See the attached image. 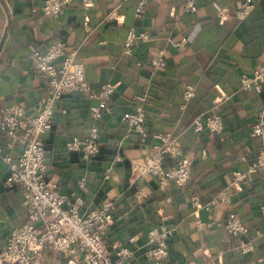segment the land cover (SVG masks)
Instances as JSON below:
<instances>
[{
	"label": "crops",
	"instance_id": "obj_1",
	"mask_svg": "<svg viewBox=\"0 0 264 264\" xmlns=\"http://www.w3.org/2000/svg\"><path fill=\"white\" fill-rule=\"evenodd\" d=\"M137 1L74 0L63 6L60 15L49 16L41 10L43 0H0V110L20 104L36 113L49 86L30 54L54 39L64 40L65 56L82 63L90 85L111 81L115 90L110 110L97 122L88 116V107L96 100L85 92L65 94L54 104L52 126L41 136L43 174L60 193L81 196V212L113 201L114 221L106 236L111 256L129 245L132 264H152L145 256L146 233L164 223L174 231L163 264H209L212 259L218 264H264L263 176L251 167L260 148L251 129L264 112V85L260 92L240 87V76L264 58V0H253L243 19L235 15L242 0H196L192 13L183 11V0H147L144 14L136 18ZM221 8L229 12L222 19L217 16ZM131 26L147 31L149 38L126 55L123 40ZM182 36L186 42L173 46ZM157 50H163V68L148 61L137 64ZM186 84L193 85L194 92L183 102ZM139 94L145 97L149 134L168 131L178 136L183 154L193 162L182 188L172 182L161 187L149 174L138 183L129 179L131 160L146 156L151 141L141 142L120 121L123 112L134 109ZM215 100L222 130H193L194 117L206 113ZM94 123L100 131V151L85 160L81 153L68 150L66 142L86 134ZM11 152L15 156L18 148ZM239 172L249 177L236 180ZM7 174L8 166L0 159V244L27 219L23 190L8 185ZM222 191L228 193V201L219 198ZM193 195L199 196L197 207L191 205ZM229 210L263 232L252 251L241 253L238 238L227 232L224 219ZM196 220L209 225L197 227ZM132 235L137 239L129 243ZM32 264H65V260L46 249Z\"/></svg>",
	"mask_w": 264,
	"mask_h": 264
},
{
	"label": "built area",
	"instance_id": "obj_2",
	"mask_svg": "<svg viewBox=\"0 0 264 264\" xmlns=\"http://www.w3.org/2000/svg\"><path fill=\"white\" fill-rule=\"evenodd\" d=\"M74 0H43L41 10L49 16H58L63 6ZM88 1V0H85ZM183 11L195 12L196 0H183ZM147 0H138L134 8L136 18L145 12ZM253 0H242L235 10V15L243 19L253 8ZM226 8H221L217 16L222 19L228 15ZM87 24V22H84ZM149 38L145 30L131 26L127 29L123 40V53L131 55L136 44ZM186 42L182 36L173 42V46H181ZM66 43L62 39L52 40L45 48L35 49L30 59L37 71L48 83L49 91L46 99L39 104L35 114L29 113L24 106L13 104L0 110V159L8 166L6 183L17 185L23 190V201L27 207L26 221L10 230L6 241L0 244V264H32L40 259L46 249H52L61 255L65 264H132V250L129 245L116 249L113 258L106 245L109 226L114 221V204L111 200L103 201L100 206L80 211L83 199L78 194L60 193L54 185L45 180V148L41 136L52 126L54 104L63 95L74 92H85L96 103L89 105L88 116L93 122L100 120L105 112L110 110L111 95L115 84L111 81L102 82L93 87L85 78L82 63L72 56H65ZM148 61L154 68L166 65L163 50L148 54L141 65ZM264 85V58L250 73L240 76V87L243 90L260 92ZM194 92L191 84L183 89V102ZM223 96V94L221 93ZM134 109L125 111L120 121L130 131L136 133L141 142L151 138L149 153L141 158H135L130 163L129 179L132 183L140 182L146 174L159 181L161 187L172 182L182 188L187 184L192 162L183 155L178 136L168 131L148 132L146 126L145 97L135 96ZM182 105V104H181ZM65 112L64 109L61 110ZM192 128L195 131L208 129L218 133L223 128L222 116L219 111V101L215 100L206 113L194 117ZM251 135L259 138L260 148L253 168L262 172L264 192V112L253 123ZM18 153L12 154L13 148ZM68 150L81 153L83 159H92L100 151V131L93 124L84 135H76L66 142ZM172 161L167 166L166 162ZM247 173H236V180H245ZM83 187L84 182L79 183ZM219 198L228 201V193L222 191ZM191 205H199V196L193 195ZM264 218V204L260 206ZM226 230L238 238L237 248L241 253H248L255 246V239L263 232L246 225L235 210H229L224 219ZM209 225L196 220V226ZM173 228L161 223L151 227L146 233L145 256L152 264H163L168 253V240L173 235ZM137 236L128 238L129 243L136 241ZM209 264H218L214 259Z\"/></svg>",
	"mask_w": 264,
	"mask_h": 264
},
{
	"label": "trees",
	"instance_id": "obj_3",
	"mask_svg": "<svg viewBox=\"0 0 264 264\" xmlns=\"http://www.w3.org/2000/svg\"><path fill=\"white\" fill-rule=\"evenodd\" d=\"M197 9V8H196ZM196 11V10H195ZM184 155V154H183ZM98 156V155H97ZM185 156V155H184ZM96 157V156H95ZM192 162V161H191ZM192 168H193V162H192V165H191V171H192ZM191 171H190V174H191Z\"/></svg>",
	"mask_w": 264,
	"mask_h": 264
}]
</instances>
